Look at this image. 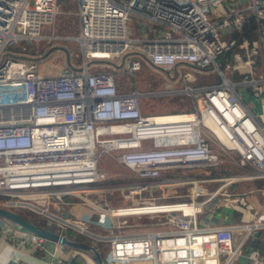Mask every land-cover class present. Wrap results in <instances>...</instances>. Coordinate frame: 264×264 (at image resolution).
Returning a JSON list of instances; mask_svg holds the SVG:
<instances>
[{"label":"built area","instance_id":"1","mask_svg":"<svg viewBox=\"0 0 264 264\" xmlns=\"http://www.w3.org/2000/svg\"><path fill=\"white\" fill-rule=\"evenodd\" d=\"M77 5L79 34L63 40L79 43L80 62L60 37L41 34L42 25L55 19L58 0H0V205L47 216L54 204L60 209L57 229L70 228L75 236L83 233L84 223L63 217L68 210L60 206L65 194L84 192L88 196L81 198L114 217L166 214L168 223L161 227L111 232L108 264H229L240 252L233 246L235 226L201 221L197 198L230 195L244 204L224 187L264 179L259 118L264 115V0H77ZM129 13L141 36L128 35ZM41 38L57 42L35 54L8 48ZM231 58L235 63L227 62L225 72L221 62ZM142 68L158 71L165 89L180 85L189 107L144 111L140 99L152 94L134 83L126 92L115 80ZM192 70L216 72L220 79L194 86ZM235 75L240 79H232ZM225 159L251 171L220 170L208 178L167 175L172 169L214 172ZM110 163L120 171L114 174ZM204 180L217 185L207 191L200 184ZM186 182V191L175 194L185 199L156 200L171 197L165 186ZM36 199H44V206ZM117 202L123 205H112ZM8 223L0 237L11 239V246L45 250L48 239ZM262 225L244 224L247 232ZM247 257L250 264H264L259 248H249ZM48 264L72 263L57 255Z\"/></svg>","mask_w":264,"mask_h":264},{"label":"rangeland","instance_id":"2","mask_svg":"<svg viewBox=\"0 0 264 264\" xmlns=\"http://www.w3.org/2000/svg\"><path fill=\"white\" fill-rule=\"evenodd\" d=\"M77 0H58V13L55 16V19L51 24H46L42 25L41 28V34L42 35H53L60 37V43L62 42L64 46H67L70 48V51L72 53V56L76 59L74 62H80V47L79 43L75 41L74 39H68L70 40L67 42L66 37H76L79 34L80 31V25H79V20L77 16ZM211 17H214V15H210ZM150 25V23L148 24ZM126 26H127V32L130 37L134 36H141L142 35V29L137 25V18L133 13H129L127 16V21H126ZM152 36V34H150ZM54 42H57L53 39H47V38H41L39 40L35 39H25V40H20L18 44L15 45H8V48L18 51V52H23V53H38L41 52L45 49L48 48V46L53 45ZM59 43V44H60ZM221 58V57H220ZM219 59V58H218ZM228 62L229 66L232 67L235 63L234 59H223L221 62V68L226 72V66L225 64ZM98 67H94V70H97ZM192 74L196 76V81L192 82L191 85L194 86H199V85H209V84H215L219 81L220 77L217 75L216 72H205V73H199L198 71L192 70ZM240 75H235L232 76V79H240ZM116 83L121 85L124 91L128 92L133 89L135 84V87H137L140 91H145V92H150L152 95H147L143 96L140 99L141 106L144 111L146 112H153V113H167V112H175L179 110H184L189 107V97L186 96L185 93H181V86L176 84L172 86L174 89H165L166 85L164 82V79L162 78V75L153 69L149 68H142L139 72H135L134 76L130 74H121V75H116L115 76ZM240 90H244V86H240ZM166 90H171V91H166ZM153 92V93H152ZM201 92H194V97H197L200 95ZM246 101L250 102L248 100V97L245 96ZM250 105L252 109L255 110L254 103L250 102ZM262 108L264 109V105H262ZM256 111V110H255ZM258 112V111H256ZM259 118L263 121L264 123V115L259 114ZM226 159L215 169L213 172L216 174L221 170V173L223 174H228L232 172H249L251 170L237 167L231 163H226ZM103 161H99V165H101ZM109 167L111 168V171L116 174L117 172L120 171V168L113 163H110ZM231 168H234L235 170H232ZM169 176H183V177H197L201 178L206 173L201 170H192V169H172L168 172ZM124 178L122 177H117L115 180H122ZM237 180L232 182L231 184H235L236 182L241 181ZM203 189H206L207 191H211L216 187L217 184L207 182V181H200ZM251 182H248L249 184ZM189 182L183 183V184H178L175 187V191L177 193H183L186 191L187 186H189ZM228 189H231L230 187ZM88 196V194L84 192H80V196H70L68 194L64 195V198L67 200H73L76 203L82 204V203H87L86 206L84 205H74L70 207V211L72 214L78 218L85 219L90 211H93V217L100 220L102 218H105L107 222H112V220H118L119 222L116 223V230H122L125 231L128 229V226L134 225L135 227H142V228H151L153 225H164L168 223V220L165 218V216L160 215V214H155L154 217L151 219V223L147 224L145 215L142 216L141 218L137 219L138 217L135 216H115L111 217L109 214L102 210H94L93 206L86 202L81 196ZM116 195V194H114ZM201 198V197H200ZM90 202L97 204L98 199L95 198V195H91L88 197ZM185 199V198H184ZM41 200L42 204L44 202V199H36L35 201ZM175 201V200H173ZM89 205V206H88ZM114 206L117 205H123L121 202H117L112 204ZM82 206V207H81ZM208 207V205H205V207ZM69 207V203H65L60 208H67ZM48 210H56L53 205H49ZM17 210L20 214H23L24 216L31 217L32 214L34 216L39 217L40 220H43L46 224H51L54 226L55 224V219L51 218L52 220H49L48 217L43 216L41 213H38L37 211L30 210V209H14ZM60 212V210H59ZM179 214V213H177ZM199 215V214H198ZM197 218H199L197 216ZM126 220V221H124ZM8 219L0 216V231L10 227V225H5ZM85 225H83V230L85 231V226L86 223L83 222ZM81 227V225H79ZM96 234H105L107 230L103 229H98L97 226H91ZM83 231V232H84ZM65 232L68 234V231L65 230ZM1 238V237H0ZM81 239V237H80ZM9 244H12V240L8 239L5 240ZM103 244H105V249L108 247L107 251L109 250L110 243L108 240H104ZM62 245V244H60ZM64 246V245H63Z\"/></svg>","mask_w":264,"mask_h":264},{"label":"crops","instance_id":"3","mask_svg":"<svg viewBox=\"0 0 264 264\" xmlns=\"http://www.w3.org/2000/svg\"><path fill=\"white\" fill-rule=\"evenodd\" d=\"M252 37L256 39L255 35H253ZM119 86L121 89V85ZM231 169L235 170L234 168ZM205 173L206 175H204L203 177L206 178L215 175L211 171ZM204 181L210 182L208 180ZM248 182L251 183L247 184ZM229 187L231 189H228ZM224 189L229 192H233L234 196L243 197L245 203L242 204L239 202L231 201L228 197L230 195H218L208 200H205V196H201V198H197V201H199L198 203L201 202L200 204L202 207L201 212L197 213L199 214L198 217L199 219H201V221L210 220L211 222L209 225L216 224L235 226L234 228H232L233 246L238 247L240 249V252L232 258L229 264H250L247 257V252L249 248H259L261 254L264 256V179H243L239 182H236L235 184L227 185L226 187H224ZM163 190L171 197L161 199L157 198V201H172L184 199L183 197H177L175 195L177 192L175 191V187L173 186H165ZM172 193L175 196H173ZM39 203L43 206L45 204L44 202L43 204L42 202ZM66 203H69V207H67V210L71 214L70 218L73 217L75 220H79L86 223L85 231L74 236L70 234V228L57 229V224H54V226L51 224H47V226H50L56 232L59 231L65 234L69 238L81 240L83 242H87L94 245L97 251L99 253L101 252L104 255V259L108 247L105 249V244H103V242L107 239L111 232L120 231L116 230V223L119 221L112 220V222L109 223L105 220V218L98 220L93 217V211H90L85 219L78 218L72 214V212L70 211V207L77 204L86 206L87 203L79 204L73 200L67 199ZM205 205H208V207H205ZM53 206L56 210H48L49 214L47 216H43H45V219L46 217H48L49 220H52L51 218H54L56 220V223L60 220L59 217H57V215L60 214V209L54 204ZM47 209H50L49 206L47 207ZM93 209L98 210L94 206ZM155 214L166 216V214L164 213ZM155 214H153L152 216H146V220L148 222H151V219L154 217ZM111 217L113 218L114 216ZM254 221L262 222L263 225L256 230L247 232V229L245 228L244 224H249ZM7 224H9L8 221L5 225ZM91 226H97V228L101 230L103 228L107 230V232H105V234H96L93 231L95 229H93ZM153 227L157 228L161 226L153 225ZM65 230L68 231V234L65 232ZM137 231L141 230L140 228L135 227L134 225L128 226V229L125 230V232L128 233H133ZM57 255L69 259L71 258V260H73V263L75 264H96L95 261L92 259V254L89 251L72 248L67 245L63 246L54 241L47 240L45 243V250L34 252L31 248L28 247L15 248L11 246L8 242H6L3 238H0V264H48L51 260L56 258ZM224 257L225 255H222L221 261H224ZM114 264H152V262L150 260H133L125 263Z\"/></svg>","mask_w":264,"mask_h":264},{"label":"water","instance_id":"4","mask_svg":"<svg viewBox=\"0 0 264 264\" xmlns=\"http://www.w3.org/2000/svg\"><path fill=\"white\" fill-rule=\"evenodd\" d=\"M62 216L69 217L71 214L69 211L61 212ZM0 216L8 219V222L16 225L24 230L30 231L32 233L38 234L45 237L50 241L57 242L62 245H67L72 248L89 251L92 254V259L96 264H107L94 245L83 242L81 240L72 239L64 234H60L53 230L50 226L37 225L31 222L23 214L17 212L13 208L4 207L0 205Z\"/></svg>","mask_w":264,"mask_h":264},{"label":"trees","instance_id":"5","mask_svg":"<svg viewBox=\"0 0 264 264\" xmlns=\"http://www.w3.org/2000/svg\"><path fill=\"white\" fill-rule=\"evenodd\" d=\"M25 217L28 218V219H29L31 222H33L34 224L47 226V224H46L43 220H40L39 217L34 216L33 214H32L31 217H27V216H25ZM145 218H146V215H145ZM146 222H147V224H150L148 221H146ZM100 255H101L102 257L104 256L101 252H100ZM71 263H72V264H75V263H73V260H71Z\"/></svg>","mask_w":264,"mask_h":264},{"label":"bare ground","instance_id":"6","mask_svg":"<svg viewBox=\"0 0 264 264\" xmlns=\"http://www.w3.org/2000/svg\"><path fill=\"white\" fill-rule=\"evenodd\" d=\"M192 208V209H191ZM187 211H191V210H193L194 209V206H192V207H186L185 208ZM54 219V218H53ZM87 231V230H86Z\"/></svg>","mask_w":264,"mask_h":264}]
</instances>
